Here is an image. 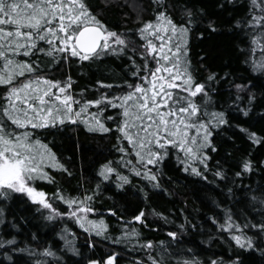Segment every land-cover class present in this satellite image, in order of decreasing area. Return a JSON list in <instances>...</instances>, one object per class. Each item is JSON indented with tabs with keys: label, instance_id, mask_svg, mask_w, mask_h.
<instances>
[{
	"label": "trees",
	"instance_id": "1",
	"mask_svg": "<svg viewBox=\"0 0 264 264\" xmlns=\"http://www.w3.org/2000/svg\"><path fill=\"white\" fill-rule=\"evenodd\" d=\"M89 3L107 26L137 41L139 36H133L137 18L154 20L157 8L154 0ZM162 4L161 10L166 9L177 24L189 28L188 58L196 80L207 85V110L225 113L227 123L212 129L210 140L215 151L211 147L204 150L209 157L207 169L193 162L203 174L185 172L173 155L159 174L160 187L156 188V181L149 182L123 166L124 154L116 147L119 133L89 132L83 124L68 125L66 130L46 137L67 171L49 167L45 171L54 178L52 182H31L46 193L45 199L56 212L26 200L20 193L0 195V264H105L110 255L115 256L114 264H152L150 257L161 264H212L213 260L233 264L237 256L240 264H264V231L253 227L264 224V74L251 67L261 54L259 47L251 51L255 47L251 37L260 29L246 24L252 15L261 13L251 8L250 0H162ZM210 23L215 24L216 31L211 30ZM129 55L131 51L94 62L43 66L51 78L70 75L75 93L86 89L84 96L92 98L99 94L98 89L109 91L100 89L98 80L118 84L125 78L133 79L128 70L132 66ZM139 59L136 55L137 62ZM210 74H215V79L209 81ZM237 84L245 87L238 90ZM115 111L109 109L106 114L115 115ZM106 123L114 128L112 121ZM249 133H256L262 143H253ZM119 143L127 145V141ZM245 160L251 162V171H243ZM109 161L119 174L129 177V183L117 187L122 182L116 173L107 181L98 175ZM218 171L222 176L216 175ZM238 171L243 174L236 176ZM86 196L92 197L87 203L95 209L88 220L103 219L109 239L95 231L86 232L80 226L86 221L77 222L68 214L72 209L65 200L79 202ZM141 212V220H135ZM50 214L51 220L47 218ZM228 217L233 227L225 230ZM133 229L138 235L124 238ZM234 235L251 237L253 247L241 249ZM116 238L121 242H114ZM10 240L14 243H6ZM149 241L151 248L146 247ZM45 249L54 255H44Z\"/></svg>",
	"mask_w": 264,
	"mask_h": 264
},
{
	"label": "snow or ice",
	"instance_id": "2",
	"mask_svg": "<svg viewBox=\"0 0 264 264\" xmlns=\"http://www.w3.org/2000/svg\"><path fill=\"white\" fill-rule=\"evenodd\" d=\"M154 2L157 4L154 20L137 18L138 27L133 33L139 36L137 41L107 26L89 0H0V195L20 193L56 212L45 199L46 193L31 182L37 179L52 182L54 178L45 171L49 167L67 171L46 137L66 130L68 125L83 124L89 132L119 133L116 147L124 154L123 166L149 182L156 181L153 184L156 188L160 187L159 174L173 155L185 172L203 174L193 162L207 169L209 157L204 150L211 147L215 151L210 140L212 129L227 123L225 113L207 110L210 99L207 85L196 80L188 58L189 28L177 24L166 9L161 10L162 0ZM250 4L261 13L252 15L246 22L248 27L260 29L251 37L255 46L251 51L254 53L259 47L261 52L251 67L254 72L264 74V0H250ZM188 15L191 17V12ZM209 27L216 31L214 23ZM129 51L132 66L128 70L133 79L125 78L118 84L98 80L100 89L109 91L98 89L99 94H93L92 98L84 96L86 89L75 93L70 75L65 79L51 78L43 66L94 62L110 54L128 55ZM213 79L215 74H210L208 80ZM244 87L236 85L238 90ZM91 108L96 111H90ZM109 109L116 110L115 115L106 114ZM106 121H112L114 128ZM249 138L253 143H262L256 133H249ZM121 141H127V145L120 146ZM111 164V161L103 164L98 175L107 181L116 173L122 182L117 187L129 183V177L119 174ZM242 169L251 171V162L245 160ZM242 174L238 171L236 176ZM216 175L222 176V173L218 171ZM90 200L91 196L79 202L66 199L65 203L72 209L68 214L76 217L77 222L85 219L77 213L95 211L87 203ZM77 203L79 206L73 209ZM143 215L141 212L134 219L140 221ZM47 218L51 220L53 216L50 214ZM228 221L225 230L233 227L231 217ZM86 224L80 225L86 232L95 231L97 236L110 238L103 219L86 220ZM235 227L239 231V226ZM253 227L264 231V224ZM130 235L138 233L133 229L124 238ZM168 235L175 238L177 234L169 232ZM232 238L241 249L253 247L251 237L234 235ZM114 242H121V238ZM146 247L151 248L152 242H147ZM43 254L54 255L48 249ZM150 259L152 264H161ZM114 260L115 256L110 255L105 264H114ZM90 264L100 262L90 261ZM233 264H240L239 256Z\"/></svg>",
	"mask_w": 264,
	"mask_h": 264
},
{
	"label": "rangeland",
	"instance_id": "3",
	"mask_svg": "<svg viewBox=\"0 0 264 264\" xmlns=\"http://www.w3.org/2000/svg\"><path fill=\"white\" fill-rule=\"evenodd\" d=\"M25 197H27L26 195H24ZM28 198V197H27ZM28 200H30L29 198H28ZM90 213V212H89ZM89 213H77V216H84L85 217V219H82L81 221H86V220H88V218H87V216H88V214ZM77 219V218H76Z\"/></svg>",
	"mask_w": 264,
	"mask_h": 264
},
{
	"label": "flooded vegetation",
	"instance_id": "4",
	"mask_svg": "<svg viewBox=\"0 0 264 264\" xmlns=\"http://www.w3.org/2000/svg\"><path fill=\"white\" fill-rule=\"evenodd\" d=\"M25 199H26V200H28V198H27V197H25Z\"/></svg>",
	"mask_w": 264,
	"mask_h": 264
}]
</instances>
